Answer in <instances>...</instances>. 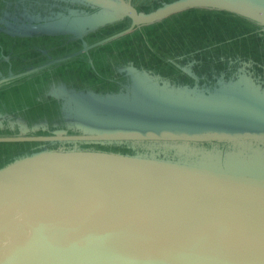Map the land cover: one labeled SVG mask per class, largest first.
I'll use <instances>...</instances> for the list:
<instances>
[{
	"label": "water",
	"instance_id": "water-1",
	"mask_svg": "<svg viewBox=\"0 0 264 264\" xmlns=\"http://www.w3.org/2000/svg\"><path fill=\"white\" fill-rule=\"evenodd\" d=\"M70 1L87 7L6 31L70 34L83 47L24 71L10 68L1 86L188 8L229 10L264 27V0H174L151 13L131 0ZM123 18L130 19L126 29L84 40L87 31ZM150 81L134 76L125 90L104 95L66 88L60 106L66 130L38 132L48 130L42 124L33 133L0 136L65 146L0 168V264H21L23 253L32 264H264V164L213 161L186 143L264 139L263 109L157 113L161 86ZM260 87L247 101L264 103ZM241 90L233 88L232 101H245L236 99ZM207 101L218 100L210 94ZM140 107L154 111L150 121L134 111ZM124 144L131 151L108 149Z\"/></svg>",
	"mask_w": 264,
	"mask_h": 264
},
{
	"label": "trees",
	"instance_id": "trees-1",
	"mask_svg": "<svg viewBox=\"0 0 264 264\" xmlns=\"http://www.w3.org/2000/svg\"><path fill=\"white\" fill-rule=\"evenodd\" d=\"M137 1L133 0V3L146 4L145 0ZM167 2L169 1L149 0V5L153 4L155 7H159ZM70 8L75 9L80 7H59L58 10H51L49 8V14L42 17L31 14L28 17L24 14L26 17L21 20L19 19V23L14 24L7 21V26L5 28L0 27V31L6 33H9L6 30L10 29L13 32L17 30L25 31L29 27V24L33 26L42 24L52 16V13L61 12L67 14ZM86 10L89 11L90 9L87 8ZM179 13H185L180 16L181 22L184 20L185 24H180L177 27L178 32L172 40L167 41L164 39L163 41L162 37H160L161 42L154 40V37L158 38L159 36L153 34L154 30L151 28L164 22L165 18L147 25H139L131 32L91 51V54L96 53L97 55L95 63L102 60L98 56L100 53H105L106 55V53L110 54V52H114V49L107 51L108 48L106 47L116 43L112 48H121V51L118 52L119 56L123 55L128 60L125 62L126 60L122 59V62H125V65L121 66L123 67V71L126 74L132 73L129 74L127 84L131 83L132 77L135 76V78H151V83H158L161 86V88H158V91H160V101L153 105L157 113L162 112L164 109L175 108L192 109L200 112H228L230 110L245 109L261 111L263 109L264 112V103H259L255 100L253 102L247 101L255 94L254 87H260V84V88L263 90L259 93L264 96V41L259 46L256 44L257 42L250 41L251 36L261 35L264 37V27L240 14L224 9L193 7L175 14ZM175 14L174 16H176ZM184 17H188V19ZM125 21H128V23ZM246 23L249 24L247 25L248 27H244ZM129 24L130 19L127 18V20L121 19L113 23H106L103 26H115V29H117L115 31H118L129 26ZM235 28H239L237 32ZM115 31H111L110 34ZM89 32L91 31H87L85 34ZM140 36L142 39H139ZM85 38L87 37H84V40ZM81 42L83 41L78 38L77 43ZM118 42L127 44L124 47H120L117 46ZM138 45H144L147 48V50L143 49L144 52L148 51L150 53L153 51L157 58L156 62L153 59L148 61L147 56L144 55V58L139 54L132 55L134 56L132 58L126 55L138 51ZM154 50L156 51L154 52ZM85 55L87 56V54ZM80 59L82 58L80 57ZM82 65L85 67L84 63ZM89 68L93 70L94 66L89 64ZM124 86L125 84H122L119 90L116 91L90 90L95 94L104 95L125 90ZM235 86H238L239 89L242 88L237 94L236 99L244 98L245 101H232L234 98L233 88ZM63 94L66 97V90ZM210 94L216 97L218 101H207ZM59 109L57 107L58 114H60ZM134 111H140L144 114L140 116V119L144 120L143 123L153 118H150V116L154 111L150 109L147 111L143 107H140V109L134 108ZM146 113L148 115H145ZM42 124L45 127L47 126L49 131L56 130L58 121L49 123L51 127L45 121H40L33 125L34 127L38 126L41 128ZM186 143L194 147L199 155H206L213 161L219 162V160H222V162L239 163L238 166L242 164H264V139ZM239 143H252L257 146V149L253 151L243 146L236 148L235 145ZM126 147L125 144L119 146L123 151L126 149L127 151H131V148ZM222 162L219 164L221 165ZM259 172L264 173L263 171Z\"/></svg>",
	"mask_w": 264,
	"mask_h": 264
},
{
	"label": "rangeland",
	"instance_id": "rangeland-1",
	"mask_svg": "<svg viewBox=\"0 0 264 264\" xmlns=\"http://www.w3.org/2000/svg\"><path fill=\"white\" fill-rule=\"evenodd\" d=\"M134 1L138 2L137 0ZM145 1L146 4L137 3L138 7L136 8L141 13H151L162 8V7H155L153 4L149 5V0H145ZM166 1L172 2L174 0H166ZM82 7H87V6L82 5ZM181 14H185V13L175 14L176 16H174L173 14L172 16L165 18L164 22L158 24V26L152 27L151 29L154 30L152 33L155 34L156 36H159L158 38L154 37V40L161 42L160 37L163 38V41L164 39H166L167 41L172 40L178 32L177 27L180 24H185L184 20L182 22L180 20ZM184 18L188 19V17H184ZM122 20H127V18H123ZM126 23H128V21ZM247 25L249 24L246 23L244 27H248ZM238 29L239 28H235V31L237 32ZM115 30H117L115 29V26H101V27L99 26L97 29L87 33L85 37H90V40L92 41L103 39L104 37H107L111 31H115ZM4 33L5 32L0 33V43L2 47L4 46L7 52L11 51L12 49H15L16 53L18 52L19 54V57H16L12 60L15 66V70L12 71L15 72L16 70H21L22 68L31 65L32 64L31 61H36V60L41 61L39 59L44 57L42 53L36 54L37 51L32 49V47L29 45L30 40L25 39L26 37L13 36L7 34L11 37H21L18 38L19 40L15 45L12 39L11 40L2 39ZM69 37H70L69 43L61 47H58L57 44L55 45L54 50L52 49L50 52H56V54L63 52V54H65L72 52L77 47H80V44H76L78 42L77 38L75 39L71 36ZM139 39H142V37L140 36ZM58 40H60V38L57 39L54 38L52 41L56 42ZM250 41L257 42L256 44L259 46L260 43L264 41V37H262L261 35L251 36ZM10 43L14 44V46L12 47ZM114 44L116 43H113L106 47L108 48L107 51H112V49H114L113 50L114 52H110V54L107 57H105V59H102L101 61H97V63L94 62L93 70L89 68V61L85 63V67L81 65L80 68H78L79 64L75 65L77 62H73L71 64V67H73L74 73L73 74L71 73L72 75L69 76L67 75L65 82L62 79H58V80L48 79V82H50L51 84L48 83V85H45L46 82L42 80H37L36 81L37 83L35 84L34 83L29 84V81L26 82L24 80L25 82H23L21 78H18L13 81L4 83L2 84V86L0 85V136L16 135V134H20L19 132L24 133L26 130H28V132L30 131L31 133L36 132L35 127H33L34 126L33 124L43 120H46L47 123H51L52 121L55 122L58 121V126L56 130H66V118L64 117L60 118V116L62 115L61 109H59L61 115L57 114L58 112H56V108L57 107L60 108L62 104L61 98L62 96L64 97L63 92L66 90V88L73 90L75 89L83 90L84 92H87L90 89L107 92V91L119 90L121 85L125 84L124 88L126 89V86L128 85L127 81L129 74H126V72L123 71V67L121 66L125 65L124 63L127 62L128 60H126L123 55L119 56L118 52L121 51V48L119 47L112 48ZM126 44H123V42H118L117 46L124 47ZM48 45H51V43L46 44L44 46H48ZM143 49L147 50V48L144 45H138V51H136L135 53H128L126 55L131 56L132 58L134 57L132 55L139 54L141 55L142 58H144V56H147L148 61L150 59H153L154 62H156L157 58L155 57L153 51L149 53L148 51L144 52ZM155 51L156 50H154V52ZM102 56L103 55H101L100 57ZM122 59L126 61L123 63ZM27 62L29 63L27 64ZM62 65L63 63L55 65L53 67H60ZM10 68H12V66L10 64L8 65L7 62L1 60L0 58V76L7 74ZM63 76L65 75H60L61 78ZM53 91H54V95H52ZM53 106H56V108H54ZM6 111H9V113L11 112L13 113H11V115L8 112H7L8 114H5ZM14 113H16L17 115ZM50 131L48 129L47 131H45V133H48ZM79 144L81 143H78L76 147L82 148L81 146H79ZM48 146L54 148H60L58 146L65 147L61 143L0 142V168L6 167L7 165L13 163L14 161L27 157L29 155L28 153L32 151L34 152L40 150L43 151L44 149L48 148ZM99 148H103V146H100V144H91L88 147V149H99ZM108 149L122 151L121 148H117V147H108ZM31 261H32V257L29 255V253L28 254L23 253L22 255L19 256V262L21 264H32ZM41 264H46V263H41Z\"/></svg>",
	"mask_w": 264,
	"mask_h": 264
},
{
	"label": "flooded vegetation",
	"instance_id": "flooded-vegetation-1",
	"mask_svg": "<svg viewBox=\"0 0 264 264\" xmlns=\"http://www.w3.org/2000/svg\"><path fill=\"white\" fill-rule=\"evenodd\" d=\"M131 1L133 3V0H131ZM134 5L136 7H138L137 3H135ZM59 7H66V3L63 2L62 0H56V1H52V0H0V19L2 18L1 22H0V27L5 28L7 26V21L11 22V23H14V24H17V23H19L18 22L19 19L20 20L24 19V17H26V16L29 17V14L35 15V16H40V17L45 16L46 14H49V12H50V11H48L49 8L51 10H58ZM71 7H77V6L76 5H71ZM24 14L26 16H24ZM127 27H125L124 29H126ZM121 30H123V29H121ZM121 30H118V31H121ZM118 31H115V32H113V33H111L109 35H112V34L118 32ZM0 33H2V31H0ZM4 34L2 36V39L3 40H11L12 39L14 41L15 45L17 44V42L19 40L18 38H21V37H11V36H9L10 34L7 35L8 33H6V32ZM13 36H16V35H13ZM54 38L55 39L60 38V40H58L56 42H53L52 40ZM25 39L30 40L29 45L32 47L33 50L37 51L36 54L42 53L44 57L39 59L41 61H37V60L36 61H31V63H32L31 65H28L25 68H22L21 70H16L15 71L16 73L20 72V71H24V70L32 68V67H35V66H38V65H40L42 63H45V62H47V61H49L51 59L58 58V57L65 56L67 54L73 53V52H75V51H77V50H79V49H81L83 47V42L76 43V44H80V47H77L72 52L65 53V54H63V52H62V53L56 54V52H50V51L52 49L54 50V47L57 44H58V47H61L63 45H66L67 43H69V41H70V37L69 36H66V35L65 36H59V35H35V36H31L29 38L26 37ZM115 39H113V40H115ZM98 40H100V39H98ZM98 40L92 41V40H90V37L85 38V41H86L87 44L94 43V42H96ZM113 40H111V41H113ZM108 42H110V41H108ZM108 42H106V43H108ZM50 43H51V45L44 46V45L50 44ZM106 43H104V44H106ZM14 44L10 43V45H12V47L14 46ZM104 44H102V45H104ZM100 46L101 45L91 49L87 53H82V54H80L78 56H75V57H73L71 59L64 60L62 62H58L56 64L50 65V66L45 67V68H43L41 70H38L36 72L30 73L28 76L23 77V78H26V79H23V78H21V79L23 80V82L29 81V84H31V83L35 84V83H37L36 82L37 80L45 81L46 82L45 85H48V83L51 84L50 82H48V79H50V80L62 79L65 82L66 81V76L67 75L68 76L72 75L74 73V69H73V67H71V64L73 62H77L75 65L79 64L78 68H80L81 65L83 63L85 64L87 61H89V64L94 66L93 64L95 62V58H96L97 55H96V53H92L91 54V51H93L94 49H96V48H98ZM0 49H1L0 50V58H1V60L7 62L8 65L10 64L12 66L11 69L15 70V66H14V63H13L12 60L14 58H16V57H19L18 52L16 53L15 49H12L11 51L7 52L6 48L4 46L2 47L1 43H0ZM43 51H44V53H43ZM85 54H87V56ZM101 55H103V56L100 57ZM108 55H109L108 53H106V55H105V53H100L98 56L101 59H105V57H107ZM37 56H39V55H37ZM80 57L82 59H80ZM28 63L29 62H27V64ZM61 63H63L62 66L53 67V66L61 64ZM60 75H65V76H63L61 78ZM35 78H37V79H35ZM53 107L56 108V106H53ZM7 112L9 113V111H6L5 114H8ZM56 112H57V108H56ZM11 113H13V112H11ZM11 113H9V114L11 115ZM14 114H16V113H14ZM49 127H51V126H49ZM38 132H45V131H38ZM1 136H5V135H1ZM37 143H39V142H37Z\"/></svg>",
	"mask_w": 264,
	"mask_h": 264
},
{
	"label": "crops",
	"instance_id": "crops-1",
	"mask_svg": "<svg viewBox=\"0 0 264 264\" xmlns=\"http://www.w3.org/2000/svg\"><path fill=\"white\" fill-rule=\"evenodd\" d=\"M52 1H56V0H52ZM63 2H65L66 3V7H71V5L72 4H75V3H71V1L70 0H62ZM69 4V5H68ZM77 7H82L81 5H78V4H75ZM35 35H37V34H35ZM35 35H31V36H35ZM61 36H70V34H60ZM31 36H25V37H27V38H29V37H31ZM24 37V36H23ZM28 40V39H27Z\"/></svg>",
	"mask_w": 264,
	"mask_h": 264
}]
</instances>
